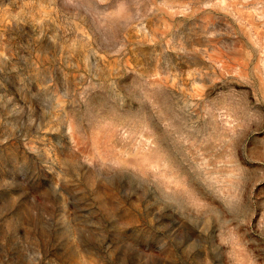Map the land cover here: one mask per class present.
Instances as JSON below:
<instances>
[{
  "label": "rangeland",
  "instance_id": "1",
  "mask_svg": "<svg viewBox=\"0 0 264 264\" xmlns=\"http://www.w3.org/2000/svg\"><path fill=\"white\" fill-rule=\"evenodd\" d=\"M0 264H264V0H0Z\"/></svg>",
  "mask_w": 264,
  "mask_h": 264
}]
</instances>
